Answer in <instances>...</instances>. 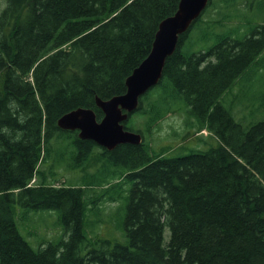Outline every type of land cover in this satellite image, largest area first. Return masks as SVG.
I'll return each mask as SVG.
<instances>
[{
    "label": "trees",
    "instance_id": "1",
    "mask_svg": "<svg viewBox=\"0 0 264 264\" xmlns=\"http://www.w3.org/2000/svg\"><path fill=\"white\" fill-rule=\"evenodd\" d=\"M5 1L0 264H264V119L243 127L221 101L249 67L263 62L264 21L249 33L230 35L229 27L218 32V23L203 18L205 10L235 0H209L179 36L159 83L124 121L126 129L144 135L179 107L189 124L212 133L216 145L153 151L144 139L109 150L60 128L58 120L80 106L94 109L100 120L96 98L126 92L127 77L149 55L160 22L180 0ZM194 30L201 32L197 39ZM136 115L142 120L136 122ZM54 141L75 145L70 152L82 168L101 147L99 171L89 175L95 186L103 185L102 193L97 196L92 184L47 182L39 165ZM108 159L125 166L111 170ZM117 175L120 183L124 177L132 182L123 223L127 240L92 238L85 229V193L98 200ZM17 208L20 214L57 211L62 238L35 248L19 229Z\"/></svg>",
    "mask_w": 264,
    "mask_h": 264
},
{
    "label": "rangeland",
    "instance_id": "2",
    "mask_svg": "<svg viewBox=\"0 0 264 264\" xmlns=\"http://www.w3.org/2000/svg\"><path fill=\"white\" fill-rule=\"evenodd\" d=\"M5 6L6 1L0 0V13ZM224 13L228 17L223 18ZM210 17L215 23H218V32L229 27L230 32L228 34L230 35L232 33L235 34L236 29L241 33H249L250 29L264 21V0H235V4L227 7L219 3L215 7L205 10L203 18L209 20ZM191 34L193 38L197 39V37H200L201 32L194 30ZM261 58H263V62H261L263 64L261 65L259 62L249 67L221 98L222 103L232 111L236 121L241 123L243 127H248L264 119V56H261ZM135 117L136 122L142 120L140 115ZM187 118L188 116L183 109L179 107L173 108L154 124L151 131L144 133L145 141L151 145L153 151H160L164 148L167 149L168 146H173L174 149L176 148L179 152H183L190 146L207 148L211 143L216 145L217 140L208 129L203 128L200 130L195 122L189 124ZM68 142L54 141L48 158L39 165L40 171L43 175H46L48 183H65L67 185L92 184L91 186H95L93 184L94 175L89 174H93L101 163L98 160V153H100L101 147L95 148V153H93L95 156L88 163L89 166L82 168L78 165L75 155L70 152L73 150L75 153V145L68 144ZM180 145L183 147L182 149H179ZM113 160L108 159L107 161L111 170L119 166H125L124 162L117 164ZM97 172H95V175H97ZM109 173L114 176L112 172ZM121 179H123L124 183H120L119 175H117V178L111 179V183L116 184L104 192L105 194L98 200H96V197L102 193L103 185L96 184L93 187L97 192V196L93 199H90L86 194L89 192L86 191L85 193V202L89 203L86 205L85 229L92 238L106 235L118 236V240H127L123 223L128 202L127 196L129 195L132 182L125 177ZM40 180L39 178L36 182ZM120 196L123 198H117ZM114 198L117 199L113 200ZM19 209L17 208L19 229L35 248L38 249L44 241H57L62 238L64 225L61 223L57 211L31 210L24 214V209H21L22 213L20 214ZM100 212L101 221L98 220L99 217L97 216Z\"/></svg>",
    "mask_w": 264,
    "mask_h": 264
},
{
    "label": "water",
    "instance_id": "3",
    "mask_svg": "<svg viewBox=\"0 0 264 264\" xmlns=\"http://www.w3.org/2000/svg\"><path fill=\"white\" fill-rule=\"evenodd\" d=\"M208 3L209 0H180L177 11L160 22L149 55L127 77L126 92L107 99L96 98L103 111L100 120L94 109L80 106L63 114L58 126L78 130L80 138L91 139L109 150L120 144H141L142 134L126 129L124 121L138 108L140 97L161 80L166 60L175 52L179 36L188 31Z\"/></svg>",
    "mask_w": 264,
    "mask_h": 264
},
{
    "label": "bare ground",
    "instance_id": "4",
    "mask_svg": "<svg viewBox=\"0 0 264 264\" xmlns=\"http://www.w3.org/2000/svg\"><path fill=\"white\" fill-rule=\"evenodd\" d=\"M165 19V18H164Z\"/></svg>",
    "mask_w": 264,
    "mask_h": 264
}]
</instances>
